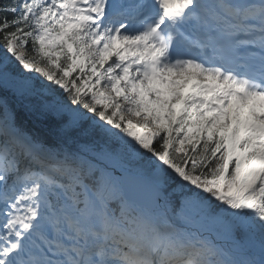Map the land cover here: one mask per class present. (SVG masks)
<instances>
[{
	"label": "snow or ice",
	"instance_id": "1",
	"mask_svg": "<svg viewBox=\"0 0 264 264\" xmlns=\"http://www.w3.org/2000/svg\"><path fill=\"white\" fill-rule=\"evenodd\" d=\"M0 264H264V0H0Z\"/></svg>",
	"mask_w": 264,
	"mask_h": 264
},
{
	"label": "trees",
	"instance_id": "2",
	"mask_svg": "<svg viewBox=\"0 0 264 264\" xmlns=\"http://www.w3.org/2000/svg\"><path fill=\"white\" fill-rule=\"evenodd\" d=\"M10 103H13V101L10 100ZM18 118L21 121L28 120V117L26 116V114L22 110L18 111ZM31 123H32L31 120H28L29 126H31Z\"/></svg>",
	"mask_w": 264,
	"mask_h": 264
}]
</instances>
